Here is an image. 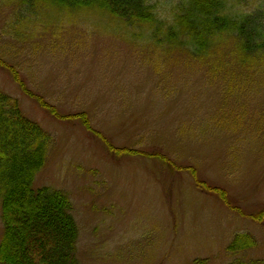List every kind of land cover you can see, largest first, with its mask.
<instances>
[{
    "label": "rangeland",
    "instance_id": "374dc122",
    "mask_svg": "<svg viewBox=\"0 0 264 264\" xmlns=\"http://www.w3.org/2000/svg\"><path fill=\"white\" fill-rule=\"evenodd\" d=\"M11 14L0 0V54L60 117L1 66L0 88L52 136L34 184L70 197L82 264H226L236 255L264 264V218L251 216L264 208V89L228 99L232 113L248 102L233 130L231 112L218 113L215 84L183 64L165 67L176 57L141 47L119 23L109 28L95 17L29 40L2 31ZM65 24L37 26L56 31ZM80 113L113 146L155 152L170 163L114 153L81 119L65 117ZM2 232L0 218V239ZM237 232L252 233L257 246L228 253Z\"/></svg>",
    "mask_w": 264,
    "mask_h": 264
},
{
    "label": "trees",
    "instance_id": "16d2710c",
    "mask_svg": "<svg viewBox=\"0 0 264 264\" xmlns=\"http://www.w3.org/2000/svg\"><path fill=\"white\" fill-rule=\"evenodd\" d=\"M1 2L12 7L2 31L23 39L30 40L48 32L59 36L70 26L95 17L109 21V28L114 26L112 22L119 23L133 39L143 40L141 47H161L168 51L167 55L176 57L167 61L165 67L183 64L186 71H201L209 84H215L221 92L218 113L231 112L228 124L233 130L241 127V122L239 125L235 122L242 121L248 102L241 103L238 112L232 113L228 110V99L232 96L241 99L264 89V0H170L167 5L160 0ZM43 20L68 24L53 31L48 25L37 26ZM134 44L131 45L140 46ZM0 66L8 70L23 93L59 116L52 104L28 88L17 68L1 54ZM65 117L81 119L114 153L146 155L136 149L113 146L106 137L93 131L85 113ZM52 140L40 123L24 113L18 98L0 88V218L3 225L0 262L3 264H82L77 255L79 228L70 197L61 188L34 184L46 163ZM146 156L168 161L155 152ZM251 216L261 221L264 208ZM257 243L252 233L237 232L226 250L235 255ZM261 262L258 258L236 255L226 264ZM195 263L206 264V260Z\"/></svg>",
    "mask_w": 264,
    "mask_h": 264
}]
</instances>
